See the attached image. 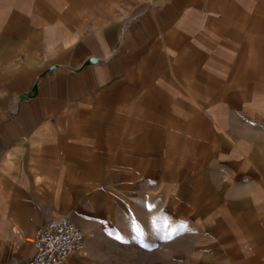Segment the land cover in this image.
<instances>
[{"label":"crops","instance_id":"0c3cea01","mask_svg":"<svg viewBox=\"0 0 264 264\" xmlns=\"http://www.w3.org/2000/svg\"><path fill=\"white\" fill-rule=\"evenodd\" d=\"M261 89L264 0H0V264L89 175L147 183L172 151L245 142L234 90Z\"/></svg>","mask_w":264,"mask_h":264},{"label":"rangeland","instance_id":"374dc122","mask_svg":"<svg viewBox=\"0 0 264 264\" xmlns=\"http://www.w3.org/2000/svg\"><path fill=\"white\" fill-rule=\"evenodd\" d=\"M234 93L227 129L245 142L219 132L200 155L172 151L147 183L89 175L77 206L54 213L83 231L93 264H264V90Z\"/></svg>","mask_w":264,"mask_h":264},{"label":"built area","instance_id":"2783aa9c","mask_svg":"<svg viewBox=\"0 0 264 264\" xmlns=\"http://www.w3.org/2000/svg\"><path fill=\"white\" fill-rule=\"evenodd\" d=\"M28 241L32 253L27 264H67L85 246L83 231L65 213L50 217L38 226Z\"/></svg>","mask_w":264,"mask_h":264}]
</instances>
